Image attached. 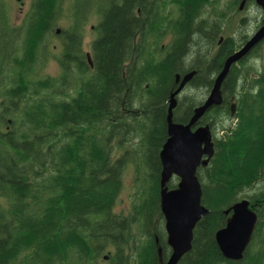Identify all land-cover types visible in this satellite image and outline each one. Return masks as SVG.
<instances>
[{"label": "trees", "instance_id": "16d2710c", "mask_svg": "<svg viewBox=\"0 0 264 264\" xmlns=\"http://www.w3.org/2000/svg\"><path fill=\"white\" fill-rule=\"evenodd\" d=\"M240 1L226 0L219 20L204 13L220 0H72L58 35L61 0H30L18 24L0 0V264L167 261L159 153L168 100L175 76L195 70L173 110L187 123L226 57L263 24L262 13L251 29L244 16L224 35ZM95 3L90 66L82 33ZM52 35L61 39L54 58ZM263 56L264 39L230 67L221 105L198 121L214 147L196 170L208 213L178 264H264ZM52 59L58 73L43 74ZM128 171L129 207L117 213ZM243 199L256 222L242 258L229 261L215 234Z\"/></svg>", "mask_w": 264, "mask_h": 264}, {"label": "water", "instance_id": "95a60500", "mask_svg": "<svg viewBox=\"0 0 264 264\" xmlns=\"http://www.w3.org/2000/svg\"><path fill=\"white\" fill-rule=\"evenodd\" d=\"M254 1L264 15V0ZM244 4L245 0H241L238 10H242ZM56 32L59 33V30ZM263 39L264 22L244 44L226 57L207 97L195 108L193 115L185 124L173 121V110L177 105L176 97L190 82L196 71L175 76L177 87L170 94L166 115L167 139L159 153L162 168L159 183L160 212L164 219L167 245L171 249V254L164 264H178L180 259L191 250L193 229L208 213V210L201 205L202 192L196 170L199 166L207 164L214 154V147L210 129L199 125L198 121L213 107L221 105V86L230 67L248 55ZM221 41L222 37L218 43ZM86 57L89 65L92 66L88 53ZM171 177L178 179L177 187L167 190L164 186ZM255 222L256 215L246 199L233 205L230 219L215 234V242L225 259L239 261L242 258Z\"/></svg>", "mask_w": 264, "mask_h": 264}, {"label": "rangeland", "instance_id": "374dc122", "mask_svg": "<svg viewBox=\"0 0 264 264\" xmlns=\"http://www.w3.org/2000/svg\"><path fill=\"white\" fill-rule=\"evenodd\" d=\"M9 12L11 14L12 20L14 24H18L20 19L22 18L23 14L26 12V10L29 8L30 0H5ZM226 0H220L219 6L216 7V9L211 10L209 7L205 9V16L219 19V16L222 14V12L226 11L224 8V3ZM72 0H61V17L58 21L56 30L60 29H67L70 25V18L67 17L69 15V11L71 9ZM99 4L95 3L92 11L89 12V17L86 21V24L83 27V41H82V49L85 53H88L90 51V46L92 40L95 38V27L98 22V16L96 15L97 6ZM166 9H168V5L166 6ZM170 10H172V7H170ZM261 10L258 7L250 6L247 9L242 8V10H238L237 13L233 16V22H231V26L229 29L227 28V23L225 25V33L224 35H229L230 32L233 30V25L238 21L241 17H247L248 19V27L251 29L254 26V20L258 18L261 14ZM264 16V15H263ZM221 23H225V20H221ZM253 33V32H252ZM251 33V34H252ZM59 35V33H57ZM58 35H52L48 42L49 49L53 47L51 50V55L54 57L58 56L61 48V39L58 37ZM235 36V34H233ZM215 50V49H214ZM264 60V56H263ZM263 64V61H262ZM42 73L45 75H51L54 76L58 73V66L54 59H52L49 63L46 64L44 69L42 70ZM131 182H132V173L128 171V173L125 174L124 179V188L119 196L117 206L115 208V212H127V209L129 207V201H128V195L130 193L131 189Z\"/></svg>", "mask_w": 264, "mask_h": 264}, {"label": "bare ground", "instance_id": "6f19581e", "mask_svg": "<svg viewBox=\"0 0 264 264\" xmlns=\"http://www.w3.org/2000/svg\"><path fill=\"white\" fill-rule=\"evenodd\" d=\"M240 27V26H239ZM192 38V37H191ZM217 46V45H216ZM193 115V114H192Z\"/></svg>", "mask_w": 264, "mask_h": 264}]
</instances>
